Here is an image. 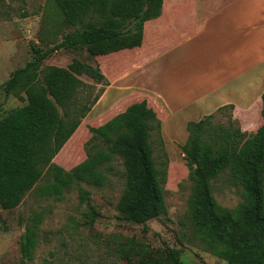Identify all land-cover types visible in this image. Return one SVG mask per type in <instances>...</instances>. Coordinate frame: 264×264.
Instances as JSON below:
<instances>
[{
  "label": "trees",
  "instance_id": "trees-1",
  "mask_svg": "<svg viewBox=\"0 0 264 264\" xmlns=\"http://www.w3.org/2000/svg\"><path fill=\"white\" fill-rule=\"evenodd\" d=\"M63 15L62 25L76 26L62 33V40L43 49L33 45L34 58L16 68L5 84L8 94L20 88L26 103L0 118V207L13 209L41 179L48 166L51 180L39 187L43 195L61 198L66 189L85 182L102 187L107 182L110 163L123 166L124 187L117 208L125 219L145 224L167 214L163 183L168 159L159 166L152 144L153 130L161 131L162 119L146 98L130 103L99 126L90 127L94 146L87 157L72 169L55 163L54 157L75 133L110 83L100 65L75 58L67 66L42 62L60 49L86 50L94 58L143 43L144 22L160 16L163 0H52ZM88 17V18H87ZM103 83L96 94L86 88L80 75ZM261 125L244 130L213 121L210 113L189 121V132L182 145L193 180L191 208L197 231L210 243L215 255L227 264H264V92L261 95ZM235 105L228 103L222 110ZM162 140V139H161ZM242 185L245 200L235 208L217 203L212 183L224 171ZM90 191L80 187L82 202ZM42 211L35 213L27 226L28 257L37 245V229ZM172 264H179L176 249H168ZM122 256L124 254L122 253ZM136 264H165L163 261Z\"/></svg>",
  "mask_w": 264,
  "mask_h": 264
},
{
  "label": "rangeland",
  "instance_id": "rangeland-1",
  "mask_svg": "<svg viewBox=\"0 0 264 264\" xmlns=\"http://www.w3.org/2000/svg\"><path fill=\"white\" fill-rule=\"evenodd\" d=\"M62 18L52 0H0V118L27 101L22 89H12L6 94L4 88L12 72L34 58L32 46L45 50L62 40V33L76 29V26L62 25ZM75 58L94 66L98 59L86 50L62 48L52 52L42 62V67L70 64ZM103 60L107 68L104 74L110 82L117 71L110 69V57ZM80 78L85 84L84 96L87 85L94 86L93 94L106 86L86 74ZM143 96V92L132 90L104 105L97 102L53 161L66 170L82 162L88 150L99 148L94 146L90 127L103 124ZM152 102L151 106H159L156 99ZM212 113L214 122L228 123L232 117L235 125L248 131L257 129L263 122L260 103L254 108L231 109L228 106ZM179 114H174L167 122L159 113L165 129L162 124L160 132L156 129L152 132L158 166L161 160L168 159L163 183L166 215L145 224L124 218L117 208L124 187L123 166L119 160L110 163L114 168L106 171L104 186L80 182L66 189L61 198L39 192V187L52 177L46 166L41 179L18 206L10 210L0 207V264H136L142 260L172 264L167 256L170 248L178 251L179 264H227L213 253L210 243L195 226L191 208L193 180L181 149L189 132L187 123L182 125L179 120L182 119ZM183 114L186 116V112ZM80 187L90 191L86 202L80 199ZM212 189L215 200L223 207L235 208L245 200L242 185L230 178L228 170L213 181ZM38 211H42L43 219L37 229L38 243L29 258L27 226L33 224L31 217Z\"/></svg>",
  "mask_w": 264,
  "mask_h": 264
},
{
  "label": "crops",
  "instance_id": "crops-1",
  "mask_svg": "<svg viewBox=\"0 0 264 264\" xmlns=\"http://www.w3.org/2000/svg\"><path fill=\"white\" fill-rule=\"evenodd\" d=\"M144 23L140 47L96 57L103 72L106 57L117 71L99 104L138 90L167 122L181 113L182 125L228 103L262 104L264 0H163L160 16Z\"/></svg>",
  "mask_w": 264,
  "mask_h": 264
}]
</instances>
